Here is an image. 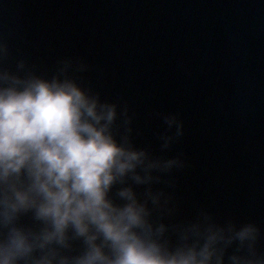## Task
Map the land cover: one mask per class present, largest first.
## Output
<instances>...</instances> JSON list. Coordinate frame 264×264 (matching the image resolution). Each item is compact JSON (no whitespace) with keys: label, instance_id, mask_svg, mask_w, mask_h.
<instances>
[{"label":"clouds","instance_id":"obj_1","mask_svg":"<svg viewBox=\"0 0 264 264\" xmlns=\"http://www.w3.org/2000/svg\"><path fill=\"white\" fill-rule=\"evenodd\" d=\"M82 57L41 71L0 31V264H264V229L205 207L182 216L178 113L138 145L127 101Z\"/></svg>","mask_w":264,"mask_h":264},{"label":"water","instance_id":"obj_2","mask_svg":"<svg viewBox=\"0 0 264 264\" xmlns=\"http://www.w3.org/2000/svg\"><path fill=\"white\" fill-rule=\"evenodd\" d=\"M0 31L41 71L84 58L102 98L136 113L138 145L158 151L154 113H178L181 215L264 229V0H0Z\"/></svg>","mask_w":264,"mask_h":264}]
</instances>
